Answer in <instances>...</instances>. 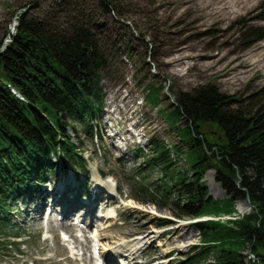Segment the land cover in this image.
<instances>
[{
    "label": "rangeland",
    "instance_id": "1",
    "mask_svg": "<svg viewBox=\"0 0 264 264\" xmlns=\"http://www.w3.org/2000/svg\"><path fill=\"white\" fill-rule=\"evenodd\" d=\"M107 1L111 5L108 13L101 9L99 0H0V51L15 32L22 12L40 19L45 29L64 35H69L73 26H83L92 32L94 42L106 59L100 72V87L105 95L98 120L99 135L90 139L88 133L78 127V138L72 142L78 147L84 168L75 169L67 160L61 162L53 158L54 173L49 172L45 180H55L57 175L71 171L76 177L84 175L87 177L86 198L91 189L90 177L111 180L117 191H111L112 203L104 201L103 209L99 206L97 215H111L102 220V225L108 226L99 237V244L113 254L120 243L139 236L144 239L131 264H176L198 245L199 233L190 219L175 218L171 206L141 204L132 199L142 197L137 192L138 187L153 185L162 177L159 167L149 168L143 159L150 158L153 140L167 147L176 143L178 137L190 142L189 131L182 129L185 122L177 112H171L175 110L173 104L178 92L212 84L221 93L237 95L251 108L264 109V39L248 45L250 39L242 37L244 28L264 26L258 10L263 0ZM172 59H181L182 63H167ZM148 88L157 97V105L147 100ZM137 128L139 135H144L141 139L131 136L136 134ZM202 131L210 142L219 137L214 124L203 126ZM69 133L73 136L71 131ZM135 150H142L143 158L136 157ZM179 167L185 171L181 165ZM137 170L140 172L135 173ZM214 177V171L209 170L202 181L208 197L221 201L225 193ZM29 188V192L20 194L17 203V200L11 202L12 213L9 211L3 217L8 224L6 235L12 239L15 233H20L21 237L13 239L16 246L0 252V264H36L37 259L43 258L44 264H96L95 260H89L90 229L102 225L94 223L87 228L83 223L77 224L73 235L85 244L88 252L83 260L78 257L79 262L72 261V254L58 236L62 230L56 227L60 220L57 213L53 231L48 234V208L42 210L38 221L24 215V210L34 206L30 198L40 185ZM242 203L245 209L239 211H250L248 203L243 201L235 203V210ZM133 204L144 207L139 209ZM206 213L211 212L206 210ZM157 219L168 220L172 225L157 228L154 226ZM77 221L74 217L69 223L75 225ZM84 229L86 233L81 232ZM182 242L191 245L179 248ZM247 251L244 249L242 253ZM244 255L243 264H257L248 262L247 254ZM208 262L213 263L211 258Z\"/></svg>",
    "mask_w": 264,
    "mask_h": 264
},
{
    "label": "trees",
    "instance_id": "2",
    "mask_svg": "<svg viewBox=\"0 0 264 264\" xmlns=\"http://www.w3.org/2000/svg\"><path fill=\"white\" fill-rule=\"evenodd\" d=\"M98 3L109 12V1ZM258 10L264 21V0ZM41 23L22 12L15 34L0 51V252L16 246L13 239L21 237L15 233L10 239L5 233L8 224L3 217L14 208L11 202L29 192L30 186L45 182L49 172L54 173L53 158L65 159L75 169L84 168L72 139L78 138V127L90 139L97 135L103 109L100 72L106 59L92 32L73 26V31L64 35ZM242 37L250 39L248 45L261 41L264 26H248ZM180 61L167 63L177 65ZM147 100L158 104L149 88ZM173 105L171 112H177L185 122L182 129L189 131L191 140L186 143L178 137L169 147L153 140L152 154L143 161L149 168L159 167L162 177L153 185L138 187L142 197L132 199L159 207L169 205L178 219L231 214L236 202L246 201L249 213L234 222L193 224L200 245L176 264H206L210 258L214 264H243L246 247L258 264H264V109L251 108L237 95L221 93L212 84L178 92ZM208 124H214L219 132L213 142L202 131ZM134 153L138 158L144 156L142 150ZM209 170L214 171V181L225 193L221 201L208 197L202 179ZM170 225L165 219L154 223L157 228Z\"/></svg>",
    "mask_w": 264,
    "mask_h": 264
},
{
    "label": "bare ground",
    "instance_id": "3",
    "mask_svg": "<svg viewBox=\"0 0 264 264\" xmlns=\"http://www.w3.org/2000/svg\"><path fill=\"white\" fill-rule=\"evenodd\" d=\"M182 169H184V167ZM86 178L87 177H85L84 175L76 177L75 173L71 171L66 175L65 174L57 175V179L55 180H50V181L45 180V182L40 184L39 190L34 191L35 196L30 198L31 203L34 202V206L30 210H24L23 212L26 217H31L33 221L34 220L38 221L39 220L38 217L42 213V210L48 208L49 216L46 220V224L48 225V230L46 234H48L50 231H53L52 229L56 216L55 213H57V216L60 217V220L59 222L57 221L58 223H56V227L61 229L64 232V234L68 235L70 238L68 241L64 240L63 245H66L70 253L72 254V261H77L81 252L83 256H86V252L88 251L86 250V247L83 246L85 244L79 242L76 239V237H74L73 232L77 228V224L75 225L70 224L69 223L70 218L75 217V219L79 220L78 223L80 224L83 223L88 228L90 227V225L94 223H100L102 225L104 219H109V217H111V215H109L108 213H106L105 215L103 214L97 215V213L99 212L98 210L100 209L99 208L100 205L101 208L103 209L104 201L106 202V204L112 203L110 202L113 199V195L111 193V191L113 190V186L111 183L112 181L111 180L109 181L108 179H105L103 181L97 179L96 177L94 179L90 177L91 189L89 196L86 198L85 195H87L88 192L87 184L85 182ZM21 199H23L22 196ZM24 202L25 200L22 201V203ZM138 205L142 207H137L136 205L133 204V206L139 209L144 207L141 204ZM245 206L246 205L242 203L240 205H237V209L243 210L245 209ZM236 218L237 215H234L233 217H226L224 219L227 220V219H236ZM107 226L98 225L96 229H90L91 232L94 233L93 235H91L92 245H90L91 250L89 251L90 252L89 260L93 259L92 254L95 251V247L100 246V248L103 250L101 252L100 257L102 258L104 264L133 263L137 258V256H135L136 250L141 248L140 243L141 241H143L144 238L137 236V238H134L133 241L131 240V241H126L125 243L122 244L120 243L113 251V254L112 252L110 254V251L106 252L104 246L99 244V237L102 236V234H104L105 231H107L106 230ZM81 232L86 233V229L81 230ZM148 237L149 236H147V238ZM49 238H52V236H50ZM190 245L191 243H186V245H184L182 242L179 248L184 249ZM125 248L126 250L123 251ZM83 256L80 257L81 260H83ZM117 256L119 257L118 259H116ZM35 262L36 264L39 263L44 264L46 260L44 258L37 259ZM212 262H213L212 264L215 263L213 259Z\"/></svg>",
    "mask_w": 264,
    "mask_h": 264
},
{
    "label": "built area",
    "instance_id": "4",
    "mask_svg": "<svg viewBox=\"0 0 264 264\" xmlns=\"http://www.w3.org/2000/svg\"><path fill=\"white\" fill-rule=\"evenodd\" d=\"M13 34H15V32H14ZM9 42H10V37H9V41H8L7 43H9ZM237 218H238V217H237ZM244 254H247V261H248V262H254V261H255V257H254L253 254L250 253V251H247V252L244 253Z\"/></svg>",
    "mask_w": 264,
    "mask_h": 264
},
{
    "label": "water",
    "instance_id": "5",
    "mask_svg": "<svg viewBox=\"0 0 264 264\" xmlns=\"http://www.w3.org/2000/svg\"><path fill=\"white\" fill-rule=\"evenodd\" d=\"M244 203H247V202H245V201H243Z\"/></svg>",
    "mask_w": 264,
    "mask_h": 264
}]
</instances>
